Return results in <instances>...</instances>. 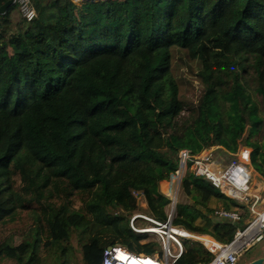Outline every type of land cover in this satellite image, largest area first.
Returning a JSON list of instances; mask_svg holds the SVG:
<instances>
[{"label": "trees", "instance_id": "obj_1", "mask_svg": "<svg viewBox=\"0 0 264 264\" xmlns=\"http://www.w3.org/2000/svg\"><path fill=\"white\" fill-rule=\"evenodd\" d=\"M30 1L31 20L18 1L0 14L6 264H101L109 246L163 249L133 225L154 226L141 214L167 221L161 182L181 150L234 156L248 132L264 178V0ZM181 189L194 204L177 203L172 222L191 233L229 243L249 217L190 167ZM217 208L242 219L214 220ZM181 240L175 264L214 258Z\"/></svg>", "mask_w": 264, "mask_h": 264}, {"label": "built area", "instance_id": "obj_2", "mask_svg": "<svg viewBox=\"0 0 264 264\" xmlns=\"http://www.w3.org/2000/svg\"><path fill=\"white\" fill-rule=\"evenodd\" d=\"M21 5L23 16L28 20L34 18L36 14L35 8L30 0H16ZM213 149V148H211ZM179 168L177 170V178L182 180L185 169L193 166V171L197 175L205 176L211 184L218 188L221 192L235 198L240 204L249 208V217L245 220V224L239 227L234 238L229 243H223L215 238L209 243L199 239V234H194L182 227L173 225L174 209L177 203L172 204L167 221L161 222L145 215H141L154 223L158 229L155 232H149L157 235L155 240L159 241L163 248V259H155L160 264H175L176 260L184 250L181 237L193 238L200 240L207 249L214 254V258L202 264H239L246 252L256 245L264 237V187L262 189L253 190L252 180L255 169L251 160V150L242 145L238 152L228 161L226 165L221 166L216 161L213 151L204 150L199 155H193L188 150H181L179 154ZM191 164V165H190ZM171 205V204H170ZM217 218L228 219L233 222L242 219L240 209L236 208L228 210L226 208H217L214 212ZM133 228L137 232H144L143 229ZM147 232V231H145ZM116 250L115 246L108 247L107 250ZM138 259H141L144 253L128 252ZM151 257V256H150Z\"/></svg>", "mask_w": 264, "mask_h": 264}, {"label": "rangeland", "instance_id": "obj_3", "mask_svg": "<svg viewBox=\"0 0 264 264\" xmlns=\"http://www.w3.org/2000/svg\"><path fill=\"white\" fill-rule=\"evenodd\" d=\"M77 1L78 3L81 2V0H75ZM16 15H20V13L18 12V14ZM248 137V132H246L244 135H243V138L241 140V146L244 145L245 146V140L246 138ZM259 137V133H256L253 137H252V140H257ZM240 146V147H241ZM249 148V147H248ZM251 150V148H249ZM206 150H212L213 151V155H215V158H216V161L220 162L221 166L223 167L224 165H226L228 163L229 160L232 159L233 155L230 154V153H227L225 151L224 148H213V149H206ZM190 169H193V166L190 167ZM188 169H185V173ZM177 176V173L175 174H172L170 179L167 180V181H170L172 182L171 185H167L165 186L163 184V182H161V190L163 191V193L165 195H167V197H169L171 199V205L169 204V212L171 210V207H172V204L174 202L176 203H186V204H189V205H192L194 204L193 200H191L190 198H188L185 193L183 192V190L181 189V180L179 178L176 177ZM166 181V180H165ZM264 178L259 174V173H256L254 172L253 173V180H252V186H253V190H256V189H262L264 186ZM171 187V188H170ZM169 189V190H168ZM263 195H264V192H263ZM142 202V206L143 207H146L147 204L146 202L142 199L141 200ZM199 208L205 213L206 210L203 209L202 207L199 206ZM175 210L174 209V213H175ZM142 215V214H141ZM211 218L213 217L214 220L218 219L217 217H215L214 215L210 214ZM201 219H199L200 221ZM151 227H154L155 229H157L155 226H151ZM145 228L142 230L144 231ZM145 232V231H144ZM148 232V231H147ZM155 232V231H154ZM157 232V231H156ZM155 232V233H156ZM157 238V235L151 233L150 234V239H156ZM192 239L193 241H197L199 242L200 240H195L193 238H190ZM17 241L20 240V237H17L16 238ZM149 240V239H148ZM147 239L144 240L143 242H146L148 241ZM157 253V258L158 260L159 259H163V249L159 250L156 252ZM152 258L155 257L154 254H151L150 255ZM259 257H264V237L256 244L254 245L253 247H251L247 252L246 254L242 257L241 259V263L239 264H247L249 263L250 261L256 259V258H259ZM7 262V256L6 254L3 255V256H0V264H6Z\"/></svg>", "mask_w": 264, "mask_h": 264}, {"label": "bare ground", "instance_id": "obj_4", "mask_svg": "<svg viewBox=\"0 0 264 264\" xmlns=\"http://www.w3.org/2000/svg\"><path fill=\"white\" fill-rule=\"evenodd\" d=\"M162 182L165 186L172 184V182L170 181H162ZM148 231H158V230H155L154 227H150L148 228ZM200 239L206 241V243H209L210 241L213 240V239H210L209 237H201ZM116 252L118 253L119 257L123 258L124 260L127 259L129 261V264H160L157 259L152 258L150 256L142 255L141 259H138L133 254L129 255V253H127L128 251H124L122 248L117 249Z\"/></svg>", "mask_w": 264, "mask_h": 264}, {"label": "clouds", "instance_id": "obj_5", "mask_svg": "<svg viewBox=\"0 0 264 264\" xmlns=\"http://www.w3.org/2000/svg\"><path fill=\"white\" fill-rule=\"evenodd\" d=\"M146 233H149V232H146ZM109 247H111V246H109ZM115 247L117 249L122 248L124 251H128L127 249H125L121 246H115ZM116 250L111 249V252H109L106 249L104 252L103 260H102L101 264H129V261L127 259L124 260L123 258L118 256V253L116 252Z\"/></svg>", "mask_w": 264, "mask_h": 264}, {"label": "water", "instance_id": "obj_6", "mask_svg": "<svg viewBox=\"0 0 264 264\" xmlns=\"http://www.w3.org/2000/svg\"><path fill=\"white\" fill-rule=\"evenodd\" d=\"M16 0H9L4 5L0 7V14L4 13L10 5H12ZM247 264H264V257L256 258L252 261H250Z\"/></svg>", "mask_w": 264, "mask_h": 264}, {"label": "crops", "instance_id": "obj_7", "mask_svg": "<svg viewBox=\"0 0 264 264\" xmlns=\"http://www.w3.org/2000/svg\"><path fill=\"white\" fill-rule=\"evenodd\" d=\"M255 172H256V171H255ZM256 173H258V172H256ZM166 181H167V180H166ZM263 186H264V185H263ZM150 227H151V226L146 227L144 231H148V228H150ZM155 230H158V229H155ZM148 232H154V231H148ZM155 232H156V231H155ZM201 237H209L210 239H213V237L210 236V235H200V236H199V239H200Z\"/></svg>", "mask_w": 264, "mask_h": 264}]
</instances>
